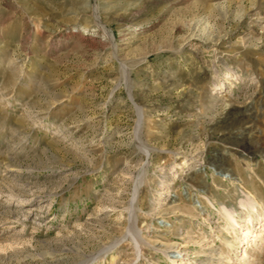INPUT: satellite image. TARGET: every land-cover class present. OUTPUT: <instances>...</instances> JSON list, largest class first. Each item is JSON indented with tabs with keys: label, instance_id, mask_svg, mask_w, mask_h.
Wrapping results in <instances>:
<instances>
[{
	"label": "rangeland",
	"instance_id": "374dc122",
	"mask_svg": "<svg viewBox=\"0 0 264 264\" xmlns=\"http://www.w3.org/2000/svg\"><path fill=\"white\" fill-rule=\"evenodd\" d=\"M263 151L264 0H0V264H264Z\"/></svg>",
	"mask_w": 264,
	"mask_h": 264
},
{
	"label": "bare ground",
	"instance_id": "6f19581e",
	"mask_svg": "<svg viewBox=\"0 0 264 264\" xmlns=\"http://www.w3.org/2000/svg\"><path fill=\"white\" fill-rule=\"evenodd\" d=\"M110 36V34H109ZM228 130V129H227ZM224 131V130H223ZM230 131V130H229ZM234 132V131H233ZM227 133V132H225ZM257 146V145H256ZM262 148V146H261ZM251 149V148H250ZM249 150V149H248ZM253 150H257L258 152L261 153V149L259 148V146L255 147V149ZM251 150V151H253ZM264 153V151H263ZM256 154V153H254ZM222 156V155H221ZM253 157V156H252ZM243 159H245L246 163L250 164L251 163V160L249 158V156L247 155H244L242 157ZM207 163L211 166L212 170H215V171H218L221 175H228L229 177H233L232 179H236L237 176L236 175H233L228 169H224L222 168L221 166L220 167H217V165L215 164L214 165V162L213 161H207ZM224 167V166H223ZM189 179V178H188ZM190 181L192 182V185H185L183 187V193L186 197V200L199 212V213H202L203 211V206L200 204V201L198 200V191H201L202 187L204 186V182H205V174H204V169L202 168V166L200 167H196L193 174L191 175L190 177ZM189 181V182H190ZM196 202L199 203L200 205H196ZM225 215L227 217V221H228V225H230L233 229H235V226H237V221L234 220V217L231 213L229 212H225ZM169 223L164 221L161 223L162 227L164 228V232L166 233L167 232V225ZM248 233V228L245 230L244 234L246 235ZM244 237V236H243ZM169 252L173 253L174 254V250H169ZM244 252V251H243ZM172 257V256H171ZM174 258V256H173Z\"/></svg>",
	"mask_w": 264,
	"mask_h": 264
}]
</instances>
